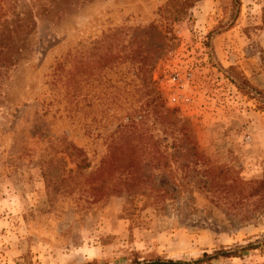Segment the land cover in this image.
Segmentation results:
<instances>
[{"label":"rangeland","instance_id":"1","mask_svg":"<svg viewBox=\"0 0 264 264\" xmlns=\"http://www.w3.org/2000/svg\"><path fill=\"white\" fill-rule=\"evenodd\" d=\"M150 62L153 104L178 120L143 127L176 150L172 176L101 195L94 170L148 98ZM75 71L79 111L63 96ZM156 257L264 264V0H0V264Z\"/></svg>","mask_w":264,"mask_h":264},{"label":"trees","instance_id":"2","mask_svg":"<svg viewBox=\"0 0 264 264\" xmlns=\"http://www.w3.org/2000/svg\"><path fill=\"white\" fill-rule=\"evenodd\" d=\"M22 42L24 43V39L21 38ZM99 60V59H98ZM102 60V59H101ZM101 60L98 62L100 63ZM117 62L115 59L113 60V63ZM75 66L79 69L81 66V60L80 58H76L75 60ZM101 66V70H102ZM152 63L150 62L149 67H147L144 78L141 80V82L144 85V88L142 89L143 94H147V99L145 101H142L139 108L133 109L132 114L127 115V122L126 123H118L115 130L111 133L110 137V143L107 146V153L105 156L101 159L100 165L94 170L95 177L98 179L97 181H100V184L97 188H95V191L99 194H108L111 192H118V190H122L123 188L128 190L132 187H137L138 189L143 188H150L149 181L152 177L158 175L159 173L166 172L167 176L171 178L173 173V165L170 163V159L175 157L173 154L176 150H172L171 153L167 152V146L163 147L162 150H159L158 147H154V149L157 150L154 151L152 147L147 143V138L150 141L149 137L146 135L145 129L143 127V118H145L147 115H149V112L152 114H158L163 120V122L168 120V114L170 115V121L175 122L178 120V118L175 116V114L172 112L170 113L168 110L161 107L159 104H153V101L156 100L155 97L152 95L154 93V89L152 87V83L150 80V72H151ZM63 68L64 63H59L57 65V70L59 71L58 77L63 76ZM140 71V68H137V71L135 74L138 76ZM65 90H64V97H67V99L70 101V105H73L72 109L74 110H80V106L78 105L79 101V82L80 77L79 74L75 72H68L65 77ZM74 101V102H73ZM118 101V99L115 100V103ZM73 102V103H72ZM72 103V104H71ZM122 106V105H119ZM142 106H145L144 108H141ZM132 107V104L129 105V108L126 109V111L130 110ZM120 109H122L120 107ZM139 109V110H138ZM138 110V111H136ZM110 109L108 108L105 110V113L102 115H109ZM160 111V112H159ZM166 111V112H165ZM107 112V113H106ZM165 112V113H164ZM138 114V117H135V114ZM110 117H113L109 115ZM138 118V119H135ZM97 122H101V120L96 118ZM181 123H184L181 121ZM107 125V124H106ZM171 125V123H170ZM182 127L184 130H186V127L182 124ZM173 131V129H172ZM173 133V132H171ZM136 135L139 139V143H142L141 147H138L137 143L135 142ZM113 136H115L113 138ZM153 145V143H152ZM72 146V145H71ZM70 145H68L66 148H71ZM140 151V153L150 156H158L159 163L154 164H144L141 165L139 168L137 164H133L134 158L137 155V152ZM80 151L72 147V149L69 151L68 155L71 158L72 162L75 163L77 169L86 168L89 166L88 163H86V159L80 157ZM201 155L199 152H195V155ZM170 158V159H169ZM130 159V160H128ZM177 168V165L176 167ZM70 172H73L70 170ZM136 180V181H135ZM162 189V188H161ZM100 195L96 196L91 199L89 202H94L99 198ZM97 198V199H96ZM254 246L253 243L248 244L244 248L252 247ZM243 248V249H244ZM242 249V248H241ZM238 249L234 248H227V249H219L215 252V255H222V256H238ZM211 257V255L204 254L203 258ZM200 260L198 259L194 262L200 263ZM131 264H183L181 261H173L171 259H165L163 257H156L149 260L144 261H134Z\"/></svg>","mask_w":264,"mask_h":264}]
</instances>
